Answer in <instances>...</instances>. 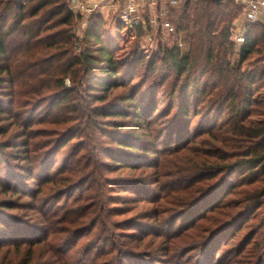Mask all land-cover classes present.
<instances>
[{"label":"trees","instance_id":"16d2710c","mask_svg":"<svg viewBox=\"0 0 264 264\" xmlns=\"http://www.w3.org/2000/svg\"><path fill=\"white\" fill-rule=\"evenodd\" d=\"M242 10L182 0L188 51L120 57L100 12L77 52L68 0H0V264H232L248 219L264 264V24L236 45Z\"/></svg>","mask_w":264,"mask_h":264},{"label":"rangeland","instance_id":"374dc122","mask_svg":"<svg viewBox=\"0 0 264 264\" xmlns=\"http://www.w3.org/2000/svg\"><path fill=\"white\" fill-rule=\"evenodd\" d=\"M68 1H69L70 8L74 11V13L78 17L75 28H74V33H75L74 48L77 52H79L84 48V40L83 39L85 36L86 29L89 26V17L92 15V13L94 11L95 12H98V11L96 9L89 8L86 4H80L79 5V4H77L76 1H73V0H68ZM180 2H182V0H180ZM122 10H123V7H122ZM122 10H121V12H122ZM144 10L146 12H148V14L147 15L143 14V16H142V12L137 14V16H140L141 19L139 18L138 23L134 24V26H132V27H130L125 21H123L121 19V14H120V17L115 16V18H113L110 21L105 19L106 21H105V25H104V31H105V37L104 38L113 47L118 49L117 54L120 57L127 55L132 50L137 51L141 54H144L148 57L153 56V55L160 57L163 53V50L167 46H171L174 43H177L183 51H188L191 48V39H190L189 34L187 32H182V31L177 32L176 26L168 19L167 15L161 17L158 14V9L156 7H150L149 8L147 6V7H145ZM168 10H169V6H168ZM243 19H244L243 13L241 12L240 15L238 16V18L234 21V26L235 25L240 26V24L243 22ZM119 21L124 25V27L120 25ZM165 23H169V24L174 25L175 31H173V32L168 31L167 28L165 27ZM136 27H140V29L142 31L141 34L140 33L138 34L137 30L135 32H132V33L129 31L132 28L134 29ZM231 39H232V37H231ZM233 42H235V41L233 40ZM235 44L239 45L238 42H235ZM261 64H264V60L261 62ZM136 80H138V79H136ZM66 84L67 85L71 84V80L69 78L66 79ZM3 124L6 125V124H8V122L3 123ZM10 130H13V128ZM17 142H19V141L15 140L14 144ZM12 152H13V154H12L13 157H15L14 154H17V152H19V149L17 150L15 148L14 150H12ZM11 163L13 165L18 164V163L21 164V161H12ZM133 172H134L133 170L125 168V169H122L116 173H113L112 176H114V177L115 176L118 177V175L129 176ZM28 181H30V179H28ZM125 195H126L125 193H124V195L122 193V196H125ZM14 197L17 198L16 195ZM234 197L235 196H233V198ZM0 198H2V197H0ZM29 199L31 200V196L27 195L25 197V201L26 200L29 201ZM17 200H18V198H17ZM22 200H24V198ZM22 200H18V202H19L18 204H20V202H22ZM118 204L122 205L121 203H118ZM128 205L132 206L134 204L128 203ZM142 207H145V206H143L141 204L136 205V208L133 210H142L141 209ZM16 210H19V209H15V212H16ZM23 210H26V208L23 207ZM13 211L9 210V212H13ZM27 212H31V211L27 210ZM113 218L115 220H121L124 217L123 216H113ZM257 221H258L257 219H248L246 224L242 225V223H241L240 225H242V228L239 225L238 232L231 238V241L229 240L228 244H224V246L222 247L221 251L224 250V248H226V249L230 248L234 254H235V252L240 253V255H237V257H234L235 255L233 253L230 254L229 259L232 257L233 259L239 260V258H240V260L237 263H235L237 261L236 260L232 264H251V263L254 264V262H252V260L254 261V259H252L247 254V252L250 248H252V246H254V244H255L254 240H256L258 236L250 239L249 243H247L245 238H247L252 232H254L256 230V229H254V228H256V226L254 224H256ZM147 239L148 240L146 242H148V247H146L144 250L155 248V246H159L162 242V239L160 237L159 238L156 237L155 235H154V237L149 236V237H147ZM126 240L129 241L130 239H126ZM24 248H25V246H24ZM6 250H7V248H6ZM12 250H13V248H12ZM44 254L46 256H48V254H50V253L47 252L46 247L41 245L35 256L38 257V255L41 256ZM19 257H20L19 255L10 251V253L6 257V261L4 264H11L12 262L18 263ZM34 259H35V257H34ZM163 260H165V257ZM183 261H184V263H181V264H191L192 258H190V260L189 259H183ZM228 261L229 260L222 259L221 263L227 264ZM40 262H43V260H40ZM51 264H53V263H51ZM228 264H230V263H228Z\"/></svg>","mask_w":264,"mask_h":264},{"label":"built area","instance_id":"2783aa9c","mask_svg":"<svg viewBox=\"0 0 264 264\" xmlns=\"http://www.w3.org/2000/svg\"><path fill=\"white\" fill-rule=\"evenodd\" d=\"M235 3L243 7V22L240 26L235 25L232 29V39L235 42L241 43L245 41V27L249 23L264 24V0H233ZM180 0H123V10L121 19L130 27L138 23L140 16L137 14L142 12V16L147 15L145 7H156L158 14L163 17L168 14V6L176 5ZM141 19V18H140ZM142 21V20H141ZM168 31H175L172 24L165 23Z\"/></svg>","mask_w":264,"mask_h":264},{"label":"crops","instance_id":"0c3cea01","mask_svg":"<svg viewBox=\"0 0 264 264\" xmlns=\"http://www.w3.org/2000/svg\"><path fill=\"white\" fill-rule=\"evenodd\" d=\"M77 4H86L91 9H96L106 20H112L115 16L120 17L123 0H73Z\"/></svg>","mask_w":264,"mask_h":264},{"label":"water","instance_id":"95a60500","mask_svg":"<svg viewBox=\"0 0 264 264\" xmlns=\"http://www.w3.org/2000/svg\"><path fill=\"white\" fill-rule=\"evenodd\" d=\"M216 1H220V0H216Z\"/></svg>","mask_w":264,"mask_h":264}]
</instances>
